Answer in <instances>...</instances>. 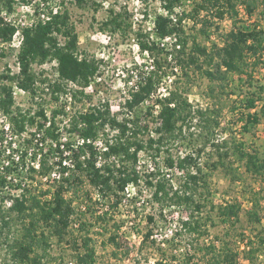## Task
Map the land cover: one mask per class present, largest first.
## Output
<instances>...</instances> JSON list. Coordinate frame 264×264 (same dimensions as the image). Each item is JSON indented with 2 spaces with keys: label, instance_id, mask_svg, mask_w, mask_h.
I'll list each match as a JSON object with an SVG mask.
<instances>
[{
  "label": "rangeland",
  "instance_id": "374dc122",
  "mask_svg": "<svg viewBox=\"0 0 264 264\" xmlns=\"http://www.w3.org/2000/svg\"><path fill=\"white\" fill-rule=\"evenodd\" d=\"M195 1L182 0L174 12H168L165 15L166 9L160 0H84L81 3L77 0H65L64 4H60L57 0H0V24L3 26L13 25L17 29H21L34 20L36 7H40L41 11L66 7L70 11L71 20L79 34L80 49L100 61V76L93 82V90L90 87V92H85L88 96L77 92V98L70 97V94L75 90L81 89L78 85L70 82H62L61 90L55 91L53 84L61 82L56 60L33 65L32 71L36 75V81L32 90H25L15 81L4 79L3 84L13 87L15 101L13 108L15 110L27 116H37L38 122H45L38 112L44 110L50 117L52 111L57 109L59 111L56 118L57 125H60L65 122L67 113L73 115L94 106L104 109L108 105L112 115L120 120L124 116L135 114L141 120L142 125L148 124L147 130L140 133L146 148L140 151L139 160L134 167L141 174L139 186H130L124 194L123 191L119 192L120 198L116 204L117 197L114 193L103 194L112 205L113 214L101 217L90 208L82 214L81 227L86 228L77 229L70 226L69 234L63 241H59L56 236L47 232L50 235V246L47 247L45 253L43 251L45 246L38 245L37 251L45 253L44 261L48 264H76L77 252L73 246V239L79 238L81 235L92 237L91 246L96 251L95 264H155L156 258L162 255L168 259L173 255L178 257V262L175 264H205L204 256L200 251H197L196 257L191 262L186 263L185 256L187 251L191 250V246L188 244L191 235L184 230L180 235H176V232L181 229L178 227L175 230L176 225L182 221L180 215L189 214L191 206L169 205L168 203L162 205L153 199V188L147 184V178H150L154 182L163 179L177 185L182 180L183 171L176 167H170L167 158L178 159L187 153H192L196 161L195 165L190 167L195 169L194 166L200 165L208 179L209 190L200 188L195 192L196 198L207 197L216 204L231 198L241 201L242 221L234 226L233 234H235L237 250L241 252L242 264L249 262L244 258L246 248H241V243L238 241L248 238L255 239L256 232L250 228L245 210L252 206L249 196L252 189H262L264 193V181L244 172V168L239 163L236 164V167L243 171L241 173L243 178L238 181H234V176L228 175L224 169L214 171L211 164L217 159V156L212 144L220 142L222 137H235L245 141L248 145L257 146L261 154L264 155V117L260 123L252 125L250 131L241 134L239 115L231 110L234 106L237 107L243 99L239 90L245 88L246 76L232 72L227 80L211 82L202 75L196 65L187 67L190 74L187 76L185 71L182 72L176 68L177 63L171 59V51L176 41L168 39L163 46L162 41L156 37L153 31L154 19L158 13L168 17H171V14L176 17L186 13L183 24L191 38H196L205 46H210L214 42L222 44L223 41L219 33H225L232 29V19L226 17L219 22L220 32L210 28L208 34L203 35L199 31L200 24H197L196 19L189 14ZM113 6L118 9L122 7V10L125 11L126 21H131L132 29L120 33L103 28L102 23L108 18L109 9ZM239 19L245 26L256 22L264 26V7H260L252 18L242 7ZM137 31L150 32L151 38L159 41L161 48L164 49L163 55L166 56L167 53L169 57L164 63L167 72L156 84L154 93L131 111L123 107L125 99L131 91L142 84L143 77L154 69L155 61L159 58L157 54L141 51L137 43ZM13 41L14 34L10 41H3L0 38V74L13 75L20 71L17 60L19 46ZM191 45L192 41H190L189 47ZM202 61L200 60L199 63ZM254 74L264 82L263 67L255 71ZM176 85L180 86L183 95L187 96L192 103L193 111L210 107L212 115H215L213 112L219 114L221 126L214 127L207 134L208 132L201 126L199 118H194L191 128L185 126L182 134L166 135L161 146V153L156 155V151L149 147L147 141L150 137H158L154 124L160 108L157 98L160 95H167L170 89ZM213 88H215L214 92ZM26 128L27 130L22 134L17 133L14 129L15 132L0 135V138L4 140L1 145L3 154L0 156V173L7 179L5 186L0 184V264H31L13 256L14 239H25L23 236L25 220L19 217L17 212L9 210L10 199L19 195L24 189L29 190L38 198H44V195L50 192L48 183L42 178L43 173L38 169L36 171L28 169L33 163L32 153L39 151L42 147L40 142H44V138L37 134L39 130L36 125L27 124ZM100 134L106 139L116 140L115 136L118 131L107 128ZM206 135H209V140ZM69 139L76 140L75 136L70 133L68 134ZM206 141H210L207 148L200 152L199 148ZM7 149H10V152ZM18 155L23 160L21 158L18 160ZM151 172L155 175L149 177L148 174ZM74 173L70 183L65 181L59 185L65 187L63 193L66 195V199L71 202L74 199L77 202L84 199L91 201L92 195L100 190L94 187L89 178L79 169H76ZM76 177H80V180ZM68 190L71 192V196L67 194ZM262 201L264 203V199ZM204 211L202 213L203 220L207 221L211 232L208 240L204 241L207 243L213 239V236L221 235L222 230L226 229L225 227L231 226L221 224L215 213L210 212L208 206ZM177 213H180L179 217ZM150 216L154 217L153 221L149 220ZM262 216L259 229H264V210ZM2 217H5L8 224H5ZM148 230H152L154 235L143 245V238L140 237H144ZM172 231L174 232L172 233ZM111 235H118L119 247L110 240ZM162 240L165 241V245H162ZM196 241L194 239L197 247L198 243H203L201 240ZM158 245L163 250L158 249ZM162 251H164L163 254H161ZM191 251L193 253L195 249L192 247ZM34 254L31 253V255ZM250 264H264V253L260 252Z\"/></svg>",
  "mask_w": 264,
  "mask_h": 264
},
{
  "label": "trees",
  "instance_id": "16d2710c",
  "mask_svg": "<svg viewBox=\"0 0 264 264\" xmlns=\"http://www.w3.org/2000/svg\"><path fill=\"white\" fill-rule=\"evenodd\" d=\"M57 1L60 4L65 2V0ZM77 1L84 2V0ZM160 1L169 12H174L182 2V0ZM242 7L252 18L260 7H264V0L195 1L189 14L196 19L197 24H200L199 31L203 35H207L210 28L220 32L219 22L226 17L232 19V29L225 33H219L223 41L222 44L214 42L210 46H205L196 38H191L183 24L186 13L177 15L176 19L158 13L153 26V31L159 38L170 35L177 36L171 51V59L177 63L176 68L182 72L185 71L187 76H190L187 67L191 65H196L202 75L211 82L227 80L232 72L246 76V86L239 90L243 99L237 107L234 106L231 110L239 115L241 134L250 131L251 126L260 123L264 117V82L254 74L259 68H264V26L257 22L245 26L239 19ZM35 12L36 17L33 22L21 29L23 41L17 53L19 73L0 74V111L9 116L17 132L24 131L26 125L30 124L31 126L37 125L39 129L45 126L46 134L56 137L55 129L58 122L56 118L59 111L53 110L50 117L44 110L39 111L38 115L42 116L45 122H38L37 116H27L15 110L13 108L15 103L13 87L3 84L2 81L4 79L12 80L21 88L32 90L36 81V75L32 71L33 65L56 60L61 82L53 84L55 91L61 90L62 82H73L81 87L78 89L79 91L75 90L72 93L77 98V92L85 94L84 88L100 75V61L80 49L79 34L71 20L70 11L66 7L43 11L40 7H36ZM124 12L122 7L119 9L115 6L111 7L108 18L102 23L103 28L120 33L132 29L131 21H126ZM16 30L17 28L13 25L3 26L0 24V38L3 41H10ZM136 35L141 51L157 54L159 58L155 61L154 69L143 77L142 84L138 89L131 91L125 99L123 107L131 111L154 93L156 84L167 72L164 63L169 57L167 53L166 56L163 55L164 49L155 39L151 38L150 32L137 31ZM190 41H192V45L189 47ZM200 60H203L202 63H199ZM214 91L215 88H213ZM157 103L160 108L154 124L158 137H150L147 141L149 147L156 151V155L161 153V146L166 135L182 134L185 126L191 128L194 118H199L201 126L207 130V134L214 127L221 126L219 114L213 112L215 115H212L210 107L193 111L192 103L187 96L183 95L180 86L176 85L170 89L167 95L158 97ZM149 112L151 111L149 110ZM48 122H50L49 125ZM69 124L71 131H78L84 137L97 136L107 128L118 131L115 136L116 140L112 143L108 142L109 148L106 151V156L123 155V163L120 166L105 163L103 168H98L93 160L95 151L91 146H89V157L82 159V155L85 153L84 146L74 153L77 168L89 178L94 187L102 194L114 193L117 197L116 204L120 198L119 192L123 191L124 194L129 183L139 186L141 174L134 167L139 160L140 151L146 148L140 133L147 130L148 124L142 125L141 120L135 114L124 116L120 120L112 115L108 105L104 109L94 106L85 112L78 111L70 117ZM208 136L206 135V137ZM208 142L210 141L202 144V147L199 148L200 152L207 148ZM212 147L217 156V159L211 164L214 171L224 169L228 175L234 176V181H238L243 178L241 175L243 171L236 167V164L239 163L244 168V172L264 181V155L261 154L257 146L248 145L245 141L235 137H222L220 142L213 143ZM2 154V149H0V156ZM20 158L22 159L21 156ZM195 162L192 153H187L178 159L168 157L167 163L170 167H176L183 171L182 180L174 185L163 179L154 182L147 178V184L153 188L152 197L162 205L168 203L169 205L191 206V212L186 219H182V227L176 232V235H180L184 230L191 235L188 244L191 246V250L193 247L195 251L193 253L191 250L187 251L186 263L191 262L196 257L197 251H200L204 256L205 264H242L241 252L237 250L235 234H233L234 226L242 221V203L237 198L226 199L217 204L207 197L196 198L195 192L200 188L208 189L209 184L200 165L194 166L195 169L190 167L195 165ZM40 167L39 170L42 173L50 170L46 159L42 160ZM30 170L36 171L37 169L31 166ZM152 175L155 173L148 174L149 177ZM76 178L80 180V177ZM70 179V177L66 178L67 183L71 182ZM6 181V177L0 173V184L5 186ZM64 188L59 186L51 200L38 198L27 189L10 199L12 203L9 210L17 212V215L25 220L23 234L25 239H14L13 256L31 264H48L44 261L47 247L50 246L48 233L56 236L59 241H63L71 228V216L74 213V208L71 201L64 196ZM249 196L252 206L245 210V215L250 228L256 233L255 239L248 238L247 241L248 248L245 249L244 258L249 262L246 264L254 261L260 252L264 253V229L258 227L263 219L264 203L262 199H264V193L262 189H252ZM207 206L210 212L215 213L221 224L231 227H225L226 229L222 230L221 235L213 236V239L206 243L204 241L208 240L211 232L207 221L203 220L202 213L205 212L204 209ZM2 220L8 224L5 217H2ZM149 220L153 221L154 217L150 216ZM241 233L244 235L243 232ZM153 235V231L148 230L143 237L142 244L145 245ZM194 239L197 240L196 242L201 240L203 243H198L197 247ZM110 240L117 247L120 246L118 235H111ZM152 240L154 241V239ZM91 241L92 237L88 235H81L79 238L73 239V246L77 252L76 264H95L96 251L91 246ZM41 244L45 246L43 248L45 253L37 251V246ZM157 248L163 250L160 245ZM31 253L35 254L31 255ZM163 253L164 251L161 254ZM175 262H178V257L175 255L170 259L162 255L156 258L155 264H175Z\"/></svg>",
  "mask_w": 264,
  "mask_h": 264
},
{
  "label": "built area",
  "instance_id": "2783aa9c",
  "mask_svg": "<svg viewBox=\"0 0 264 264\" xmlns=\"http://www.w3.org/2000/svg\"><path fill=\"white\" fill-rule=\"evenodd\" d=\"M168 12L169 11L165 10L164 14L167 15ZM170 16L171 18L176 19V17L173 14H171ZM21 29H17L15 31L14 41H13L14 44H17L19 47L21 46V43L23 41V35ZM157 38L160 41H162L161 43L163 46H165L166 44L165 41L168 39L174 41L177 40L176 35H170L165 38H159V37ZM96 78L93 81H91L88 86L84 88L85 92H90L91 90L90 87H92L93 90V82L96 80ZM157 96L159 95L157 94ZM162 96L163 95H160L159 97ZM70 97H73V95L70 94ZM85 111H81V112H85ZM66 115L67 118L65 119V122L61 123L60 125H57V128L55 129L56 137L48 136L45 132V128H46L45 126L39 129V127L36 125V127L39 130L38 131L39 133L37 134L43 136L44 142L42 141L40 142V144H42L41 145L42 147L39 149L38 152L32 153L34 159L31 166L39 170L41 168L40 163L42 162L43 159H46V162H48V166L50 167V170L42 174V178L45 180V182L48 183V186L50 187V192L44 195L43 199L45 200H51L55 196L58 186L64 183L66 181V178L68 177L72 178L74 176L75 174L74 171L78 169L76 165L77 162L74 153L78 149H80L81 146H84V150H85V153L82 155V159H84L87 156L88 157L90 156L89 146L92 147V149L95 151L93 160L98 168H103L105 163H113L116 164L117 166H120L123 163L122 160L123 155L121 154H111L108 157L106 156V151L109 148L108 142L112 143L115 139H110V140L106 139L100 133L94 137L93 136L84 137L78 131H71L69 120L72 115H70V113H67ZM47 124L49 125L50 122H48ZM14 129L15 128L13 127L9 116L4 112L0 111V135L7 134L10 132H15ZM26 130L27 128L24 131L17 133L22 134ZM69 133L75 136L76 138L75 141H71L70 139L68 140ZM3 142L4 140L0 138V149ZM7 151L10 152V149H7ZM17 158L19 160L20 156L18 155ZM31 166H29L28 169L31 168ZM130 186H134V184L129 183L127 189H129ZM67 194L71 196V192L69 190ZM64 196L66 195L64 194ZM11 203L12 201H10V205ZM71 203L74 208V213L71 216L70 226L73 228L78 229L79 227H81L83 221L82 214L86 213L90 208H92L101 217L111 216L113 214L112 205L100 192H95L92 195L91 201H89L88 199H84L81 200L80 202H77L76 199H74ZM177 214L179 217L180 213ZM187 216L188 214L187 215L181 214L180 219H186ZM178 227H182V221L179 225L178 224L176 225L175 230H177ZM173 232L174 231H172V233ZM140 238L142 239L143 237ZM247 240L248 239H244L243 241L240 240L238 241L239 243H241V248L243 249L248 248ZM162 245H165L164 240H162Z\"/></svg>",
  "mask_w": 264,
  "mask_h": 264
}]
</instances>
